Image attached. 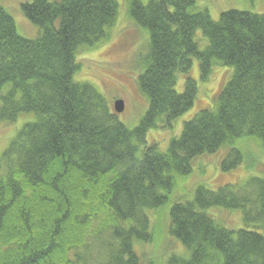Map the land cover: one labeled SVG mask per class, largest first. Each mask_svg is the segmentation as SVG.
I'll return each instance as SVG.
<instances>
[{"label": "trees", "instance_id": "1", "mask_svg": "<svg viewBox=\"0 0 264 264\" xmlns=\"http://www.w3.org/2000/svg\"><path fill=\"white\" fill-rule=\"evenodd\" d=\"M22 12L38 38H23L0 0V123L35 116L0 161V264H141L134 245L152 243L148 213L161 208L190 252L169 264H264L263 173L216 191L200 185L192 200L177 190L199 156L226 150L227 173L249 143L264 149V15L229 10L214 21L196 0H128L129 18L149 34L137 80L149 107L128 128L95 86L75 81L78 57L116 28L119 2L33 0ZM195 59L203 79L214 66L233 77L163 153L147 135L194 107L197 83L176 88ZM211 209L241 211L243 228L229 230Z\"/></svg>", "mask_w": 264, "mask_h": 264}, {"label": "rangeland", "instance_id": "2", "mask_svg": "<svg viewBox=\"0 0 264 264\" xmlns=\"http://www.w3.org/2000/svg\"><path fill=\"white\" fill-rule=\"evenodd\" d=\"M32 1L1 0L2 6L14 18L18 33L29 40L38 38L40 34V29L31 24L22 12V5L32 3ZM117 1L120 6V15L116 28L111 32L105 44L92 51L84 52L78 57L75 81L95 86L104 96L111 112L115 113V102L123 100L125 111L118 115L119 122L128 128H135L149 107L148 100L141 94L137 84L141 74L139 66L147 54L149 34L137 28L129 18L128 0ZM196 1L199 2L200 9L209 11L214 21H218L220 15L229 10L264 15V0ZM200 36L201 32L197 35L198 39ZM202 40L204 42L201 43V46L205 48L207 42L203 38ZM233 74V68L214 66L209 77L203 79L198 61L193 60L189 73L179 75L176 90L183 93L185 80L191 77L198 87V96L194 107L173 124V129L160 128L150 131L147 135L148 145L157 144L159 151L166 153L171 140L180 137L186 122L192 120L199 111L213 107L218 94L231 80ZM34 120L33 114H24L15 123H0V161L18 132L24 125ZM248 147L250 153H248L245 162L236 170L227 173L222 171L221 167L226 150L197 157L193 161L191 177L177 188L181 196L186 197L184 200H192L196 187L200 185H206L208 189L216 191L226 185H244L246 179L251 175L260 177L261 173L264 174V149L257 141L249 143ZM166 213V208L148 213L151 218L153 241L151 244L136 242L134 245L141 264H169L171 258H189L190 252L181 242L169 235ZM206 213L211 217H217L216 219L225 223L229 230L237 231L243 228V213L241 211L227 212L211 209Z\"/></svg>", "mask_w": 264, "mask_h": 264}, {"label": "water", "instance_id": "3", "mask_svg": "<svg viewBox=\"0 0 264 264\" xmlns=\"http://www.w3.org/2000/svg\"><path fill=\"white\" fill-rule=\"evenodd\" d=\"M114 107L117 114H122L125 111V102L123 100H118L115 102Z\"/></svg>", "mask_w": 264, "mask_h": 264}]
</instances>
